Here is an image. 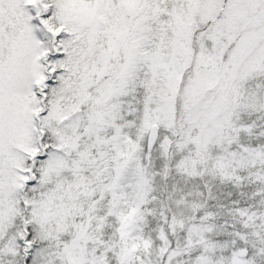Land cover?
<instances>
[{
	"label": "snow or ice",
	"instance_id": "snow-or-ice-1",
	"mask_svg": "<svg viewBox=\"0 0 264 264\" xmlns=\"http://www.w3.org/2000/svg\"><path fill=\"white\" fill-rule=\"evenodd\" d=\"M0 264H264V0H0Z\"/></svg>",
	"mask_w": 264,
	"mask_h": 264
}]
</instances>
